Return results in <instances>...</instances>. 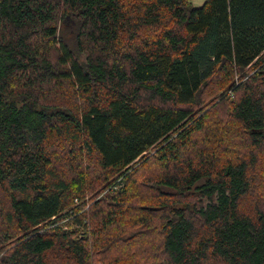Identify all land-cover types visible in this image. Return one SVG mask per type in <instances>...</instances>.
I'll return each mask as SVG.
<instances>
[{
  "label": "trees",
  "instance_id": "trees-1",
  "mask_svg": "<svg viewBox=\"0 0 264 264\" xmlns=\"http://www.w3.org/2000/svg\"><path fill=\"white\" fill-rule=\"evenodd\" d=\"M227 87L216 108L246 153L219 160L193 138ZM151 248L148 264H264V0H0V264Z\"/></svg>",
  "mask_w": 264,
  "mask_h": 264
},
{
  "label": "rangeland",
  "instance_id": "rangeland-1",
  "mask_svg": "<svg viewBox=\"0 0 264 264\" xmlns=\"http://www.w3.org/2000/svg\"><path fill=\"white\" fill-rule=\"evenodd\" d=\"M194 5V4H193ZM236 81H238V79H236ZM228 87L221 89L219 92L215 93V95L213 96V98L211 100H209L208 103H206L205 107H207L204 111L211 113V117H207V123H206V133L202 135H196L193 138V141H195L196 147H198L196 150L201 151L203 150L204 147L205 150H209V149H214L215 151V155L219 156V160L220 157H222V155H224V153H226V151L229 153L230 157L227 158V160L235 158L236 153L237 154H242V152L246 153V150H242L243 148L240 147V145L238 144L237 149L236 147H232V146H228L227 142H226V138L227 137H231L232 133L237 131L235 129H231L228 130L226 132V127L229 126H233L234 128H237V126L233 125V123H231V118H230V114H231V110L230 107L228 105H225L223 108H216V106L220 103V101L225 97V93L228 91ZM231 93V91H229ZM208 101V99H207ZM222 102V101H221ZM200 112V111H199ZM222 117V119H218V117ZM228 123V124H225ZM231 123V124H229ZM215 126V127H214ZM217 126V127H216ZM216 129L217 131L214 133H219V137L213 141L212 147L210 148L208 146V143L211 141L209 138L206 139L207 134L209 132L210 129ZM238 133H240L239 131H237ZM245 132L242 131L241 137L239 139V143H244L247 142L246 141V137L244 136ZM213 135V133H212ZM236 138L234 139L235 142ZM243 155V154H242ZM238 156V155H237ZM237 158V157H236ZM260 167L262 168V165H260ZM99 185V184H97ZM117 190V188L115 189ZM98 193L95 194H90L89 196H87V198L85 199V211H87V213L89 214L92 206L98 201L101 200L103 198H106L107 194L109 192H112V190H110L109 188L105 191L103 186H97V190ZM263 191V190H262ZM96 193V192H95ZM82 204V201H75V207L79 206ZM66 230L69 229V227H64ZM79 228V226L77 227L76 225H73L71 227L72 230L77 231V229ZM93 227L92 225L88 224V231L87 233L91 234L93 233L92 231ZM82 232V231H81ZM150 244V241L148 242V239H142L139 243H136L137 247H141L143 246L144 249H140V252H142V256L147 255V252L145 251V249H149L148 245ZM153 247V246H152ZM142 250V251H141ZM144 250V252H143ZM150 251H152V248L150 249ZM140 257V256H139ZM154 259H157V256L155 257L154 255V251H152L151 253L148 254V260L146 261V263L148 264V261H152ZM141 257L138 260H135V262H133L132 264L136 263V264H141ZM134 261V260H131ZM160 261V259H159Z\"/></svg>",
  "mask_w": 264,
  "mask_h": 264
},
{
  "label": "crops",
  "instance_id": "crops-1",
  "mask_svg": "<svg viewBox=\"0 0 264 264\" xmlns=\"http://www.w3.org/2000/svg\"><path fill=\"white\" fill-rule=\"evenodd\" d=\"M206 0H193L194 7L200 8L204 5Z\"/></svg>",
  "mask_w": 264,
  "mask_h": 264
}]
</instances>
